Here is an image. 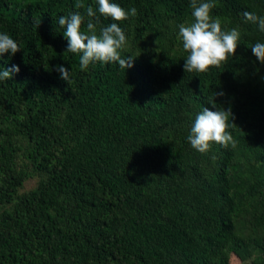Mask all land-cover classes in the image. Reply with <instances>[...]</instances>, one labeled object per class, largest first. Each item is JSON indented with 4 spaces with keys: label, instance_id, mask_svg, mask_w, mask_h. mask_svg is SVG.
Segmentation results:
<instances>
[{
    "label": "trees",
    "instance_id": "16d2710c",
    "mask_svg": "<svg viewBox=\"0 0 264 264\" xmlns=\"http://www.w3.org/2000/svg\"><path fill=\"white\" fill-rule=\"evenodd\" d=\"M113 2L137 15L97 27L118 23L133 65L81 70L58 20L99 15L96 0H0V32L21 47L0 54V70L20 68L0 81V264H264V64L250 48L264 32L243 17L264 0H214L241 39L204 73L183 69L190 0ZM221 91L237 144L202 154L187 135Z\"/></svg>",
    "mask_w": 264,
    "mask_h": 264
},
{
    "label": "clouds",
    "instance_id": "9594fccd",
    "mask_svg": "<svg viewBox=\"0 0 264 264\" xmlns=\"http://www.w3.org/2000/svg\"><path fill=\"white\" fill-rule=\"evenodd\" d=\"M98 13L92 6H87L86 17L80 12L69 13L68 16H60L58 24L63 28V36L67 40L66 51L79 55V68L87 70L90 64L100 62L102 64L118 63L125 69L133 65L134 56L121 57V51L127 44L124 30L116 22L106 26L97 27L100 17L111 18L112 21H124L129 16L135 17V7L125 10L119 3L113 0H96ZM76 8H84L83 0H76ZM192 21L180 23L178 26V38L182 42V48L187 53L183 58L185 72L204 73L210 67H219L230 56L236 55V49L240 45L241 31L239 26L229 30H223L221 21L214 17L212 9L216 7L214 0H190ZM243 17L246 21L257 24L261 32H264V15L256 12L245 11ZM82 25H86L82 30ZM256 59L264 64V42H256L251 47ZM21 50L20 45L8 33L0 32V54L14 55ZM60 77L69 82L71 71L63 65L56 66ZM20 68L13 64L11 68L0 70V81L11 79L12 74L18 73ZM224 93L214 92L209 100V107H202L191 124L187 140L190 145L202 154H207L213 143L224 148L235 147L237 144L229 129L234 114L231 108L225 109L217 104L215 97ZM233 123V122H232ZM234 124V123H233ZM215 159L213 155L211 157Z\"/></svg>",
    "mask_w": 264,
    "mask_h": 264
},
{
    "label": "rangeland",
    "instance_id": "374dc122",
    "mask_svg": "<svg viewBox=\"0 0 264 264\" xmlns=\"http://www.w3.org/2000/svg\"><path fill=\"white\" fill-rule=\"evenodd\" d=\"M36 181V176H32V177H29L28 179H26L23 183V190H26L30 187H32L34 185ZM231 264H241L240 262H237V263H234L232 262Z\"/></svg>",
    "mask_w": 264,
    "mask_h": 264
}]
</instances>
